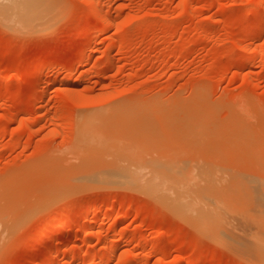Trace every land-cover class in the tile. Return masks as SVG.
<instances>
[{"label": "rangeland", "instance_id": "374dc122", "mask_svg": "<svg viewBox=\"0 0 264 264\" xmlns=\"http://www.w3.org/2000/svg\"><path fill=\"white\" fill-rule=\"evenodd\" d=\"M100 1L49 0L52 22L33 29L0 20V264H50L62 248L54 264H252L135 188L75 185L90 158L75 151L81 118L109 145L97 167L152 144L240 137L258 164L207 166L245 206L252 185L264 190V0Z\"/></svg>", "mask_w": 264, "mask_h": 264}, {"label": "bare ground", "instance_id": "6f19581e", "mask_svg": "<svg viewBox=\"0 0 264 264\" xmlns=\"http://www.w3.org/2000/svg\"><path fill=\"white\" fill-rule=\"evenodd\" d=\"M84 1L86 3L89 2H87V0ZM93 1L99 2L100 0ZM92 3L93 2L91 1L90 4ZM90 4L89 9L91 8ZM102 5L103 4H101V6ZM99 6L100 3L98 7ZM101 6L99 11L100 14L97 13V16H99L98 18L102 20L104 18L106 19L107 15L104 13L105 11L103 12L104 9H102L104 5L102 7ZM93 8L90 9L92 12ZM53 14L54 8L49 0H0V20L10 28L33 29L37 26H45L47 24L49 25V23L52 22L51 16ZM102 21L105 22V20ZM82 119L84 120L81 122L79 127L80 131L78 132L80 144H77L78 147L75 153L78 154L79 151L86 153L87 157L90 156V158H87V162L84 164H88L86 165V168L89 172L85 173V175L83 174V176L80 175L82 178L80 179V177H78V181L75 185L94 182H113L119 183L123 186L135 188L139 192L154 198L155 201L166 206L167 209L169 208L171 211L181 217V220L184 219L186 222H188V224H191V226H194L196 229H198L203 235H207L206 237H212L215 242H220L222 245L225 244L223 246H228L231 248L230 250H233V252L235 251L243 254L250 260V263L253 261V263L255 262L256 264H264V190L259 189L261 186L252 187V185L251 188L253 189H248V191L251 190V194H249L248 199H246L247 202L240 201V203L245 202V206H241V208L239 206L240 204L238 205V203H236L237 199L234 201V197L229 198L223 194L229 191L237 192L238 186L235 184L229 185L228 183L230 182L226 179L224 173H221L222 168H215L213 166L214 164H258L254 158H249L245 152H241L242 146L244 144L240 142L242 141V139H239L240 137L237 139L236 136L232 135L233 137L231 136V139L233 140L236 138V140H231L230 142L232 143H229L228 140L226 141V139H228L229 136L227 137V135L230 132L225 133V141L218 134L220 139L224 143L228 142V144L222 146L223 142L220 140L222 142V147L215 149H207L202 147L203 149L194 150L187 146V140L173 142L170 144V147L152 144L150 148L148 147L149 149H143V151L138 149L135 152L131 151L130 153H122L121 155L119 154L120 156L116 157V159L111 158V161L114 160L113 163L107 160L109 164H114L111 167H108V164L107 167H99V165L97 167L95 164L103 165L104 162H102L103 160L101 159H99L98 162L95 161V153H97L99 156L96 158H100V153L101 155L102 153H104V155L105 153L108 154L110 152L109 148H107L109 143L106 144L107 141L104 143L106 146L108 145L106 147L108 150L105 152L106 148L103 150L105 145L102 147L100 144V139L104 138L103 140H105V137H102L104 136V133H102V130L98 129L96 122L93 121L94 118H81V120ZM186 129L189 128H185L184 130ZM181 130L183 131L182 128ZM241 130L243 131V129H240V131ZM189 131L190 130H188V132ZM195 131H192L193 134L191 135H194ZM219 131H221V129ZM223 132L225 131H222L221 133ZM233 133L234 132L230 133V135ZM243 133L244 131L241 132V135H244ZM187 134L186 136L191 137L190 134ZM207 134L209 133L207 132ZM223 134L222 136H224ZM215 135H217V132L216 134L212 132L211 137H218ZM245 135L247 136L248 134ZM246 136H243V139ZM192 137L194 138V136ZM214 139H211L212 141L210 140L211 145L214 144L212 143ZM216 140L214 142L218 143L219 138H216ZM245 140L247 141V139ZM202 143L207 144V142L205 143V140L203 142L200 141L199 144ZM260 144L262 146V143ZM253 147L254 145L252 144V148ZM79 155H81V158ZM83 156L86 155L81 153L78 154L79 159L85 162V160L82 159ZM91 156H93V158ZM103 157H106V155ZM79 159L78 163L80 164ZM81 164L83 165V163ZM92 164H94L96 167ZM207 164H213L212 167H214V169L209 170ZM86 168L84 167L83 170L81 168L82 171H79L82 173L84 170H86ZM227 170L229 169L227 168ZM232 172L233 171H230V175H233L234 177V172L233 174ZM260 172L261 171H259V173ZM235 175H237L236 172ZM256 179L259 180L257 177ZM224 182L228 183L224 184ZM235 182L238 184V181ZM258 182L259 181H257V184ZM239 183H241V180ZM241 184L244 186V183ZM244 192L241 193L243 195V197L241 196L242 198L245 197L243 194ZM247 195L248 194H246V197ZM96 206L97 205L93 204L88 208L89 210L90 208L92 210L95 209ZM69 221L70 220L67 218L61 221L58 231L61 232L65 230ZM73 225H75V223H73ZM50 233L54 234L51 231H46V233L41 234L39 237L40 241L50 235ZM98 236H100V234ZM61 250H63V248ZM61 250L57 249L53 252V258H51L52 260H49L50 264L55 263V260L57 256L60 255V252L63 253ZM113 252H115L113 255L115 256L117 251L115 250ZM74 253L76 252L74 251Z\"/></svg>", "mask_w": 264, "mask_h": 264}]
</instances>
